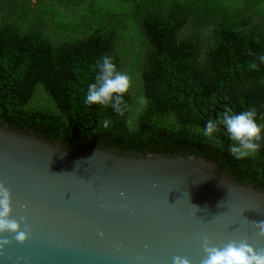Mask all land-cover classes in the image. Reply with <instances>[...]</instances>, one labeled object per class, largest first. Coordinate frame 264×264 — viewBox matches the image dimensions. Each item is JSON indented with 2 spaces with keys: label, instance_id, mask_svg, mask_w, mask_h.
I'll list each match as a JSON object with an SVG mask.
<instances>
[{
  "label": "trees",
  "instance_id": "1",
  "mask_svg": "<svg viewBox=\"0 0 264 264\" xmlns=\"http://www.w3.org/2000/svg\"><path fill=\"white\" fill-rule=\"evenodd\" d=\"M262 54L264 0H0V124L117 154L219 161L230 136L219 126L206 137L209 119L255 107L264 124ZM105 55L132 80L123 115L85 103ZM232 143L223 170L264 191V141L241 160Z\"/></svg>",
  "mask_w": 264,
  "mask_h": 264
},
{
  "label": "water",
  "instance_id": "2",
  "mask_svg": "<svg viewBox=\"0 0 264 264\" xmlns=\"http://www.w3.org/2000/svg\"><path fill=\"white\" fill-rule=\"evenodd\" d=\"M229 141L219 161L134 156L0 124V183L31 229L25 244L0 236L11 241L0 264H201L204 237L264 249V191L223 170Z\"/></svg>",
  "mask_w": 264,
  "mask_h": 264
},
{
  "label": "clouds",
  "instance_id": "3",
  "mask_svg": "<svg viewBox=\"0 0 264 264\" xmlns=\"http://www.w3.org/2000/svg\"><path fill=\"white\" fill-rule=\"evenodd\" d=\"M258 59L260 63H264V54ZM255 66L253 64V67ZM96 67L98 71L95 81L88 85L85 103L103 108L111 107L118 115H123L127 107L124 97L133 86L131 77L120 72L108 55L103 56ZM256 117L255 107L239 114L225 110L218 120H208L203 134L213 137L214 133L219 132V126H223L233 141L229 148L230 154L236 160L248 158L259 152L261 142L264 141V124L257 123ZM102 123L105 127L109 125L108 120ZM12 211L11 192L0 183V236L5 233L12 234L16 242L25 244L30 238L31 229L26 223L22 229L21 223L12 218ZM254 227L258 235L264 238V220L254 222ZM10 244L9 239H0V254ZM202 249L204 257L201 264H264V249L256 250L246 240H231L222 247H217L204 237ZM172 264H191V261L187 257L177 255L172 257Z\"/></svg>",
  "mask_w": 264,
  "mask_h": 264
},
{
  "label": "rangeland",
  "instance_id": "4",
  "mask_svg": "<svg viewBox=\"0 0 264 264\" xmlns=\"http://www.w3.org/2000/svg\"><path fill=\"white\" fill-rule=\"evenodd\" d=\"M64 2H68V1H77V0H63Z\"/></svg>",
  "mask_w": 264,
  "mask_h": 264
},
{
  "label": "flooded vegetation",
  "instance_id": "5",
  "mask_svg": "<svg viewBox=\"0 0 264 264\" xmlns=\"http://www.w3.org/2000/svg\"><path fill=\"white\" fill-rule=\"evenodd\" d=\"M32 3H35L37 0H30Z\"/></svg>",
  "mask_w": 264,
  "mask_h": 264
}]
</instances>
